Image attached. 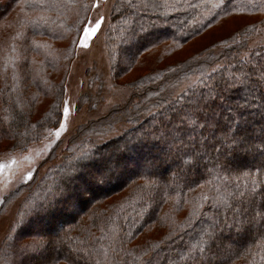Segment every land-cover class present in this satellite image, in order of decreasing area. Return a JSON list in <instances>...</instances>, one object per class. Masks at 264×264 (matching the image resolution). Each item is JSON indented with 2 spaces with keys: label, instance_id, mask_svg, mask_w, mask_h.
I'll list each match as a JSON object with an SVG mask.
<instances>
[{
  "label": "trees",
  "instance_id": "obj_1",
  "mask_svg": "<svg viewBox=\"0 0 264 264\" xmlns=\"http://www.w3.org/2000/svg\"><path fill=\"white\" fill-rule=\"evenodd\" d=\"M88 1L0 0V155L58 127ZM115 9L111 47L127 31L120 56L132 53L112 75L142 58L144 73L125 105L77 129L59 165L4 198L0 214L26 194L3 264H264V44L242 56L247 42L227 33L177 59L229 13L264 16V0H117ZM121 123L120 135L94 140ZM229 127L241 142L221 149ZM53 214L58 233L33 235Z\"/></svg>",
  "mask_w": 264,
  "mask_h": 264
},
{
  "label": "rangeland",
  "instance_id": "obj_2",
  "mask_svg": "<svg viewBox=\"0 0 264 264\" xmlns=\"http://www.w3.org/2000/svg\"><path fill=\"white\" fill-rule=\"evenodd\" d=\"M116 1H88L86 6L88 14L79 27L78 35L74 42L73 57L67 68L61 113L64 102L68 101L69 115L65 118L66 129L62 131L60 138L58 139L54 134L57 127L46 140L29 145L23 152L5 151L0 155V207L4 198L17 187L22 184H28L32 180V178L27 179L29 173L33 176L36 172L38 180H40L48 168L61 163L66 156L65 154H67L66 146L68 140L80 126L104 117L112 108L125 105L132 93V82L143 75L142 57L141 62L135 65L134 70L127 76L118 78L116 71L114 72V77L112 75V68L120 64H126L131 59L132 53L130 52L125 59L123 55L120 56V42L124 41L128 35L127 31L117 38V46L111 47V36L115 33L118 23V20H114ZM238 4L241 3L238 2ZM101 17L103 20L100 28L92 34L91 30L95 27V20ZM254 17L256 16H245L239 12L225 15L214 28L185 45L183 50L178 53L177 59L181 60L193 51L200 52L211 42L222 40V37L226 36L227 33H230V35L224 38L228 40L247 42L248 50L242 56H248L251 50L264 44V16L259 19ZM246 24L247 26H245ZM125 34L126 36L124 37ZM130 37L127 42H130V45H136V40L130 39ZM221 43L217 42L211 46ZM82 44L87 45V47H82ZM125 128L126 126L122 123L117 124L108 134L95 136L94 140L100 142L118 136ZM52 150L55 152L54 159L48 161L47 158ZM25 197L26 194H22L21 197L9 204L0 214V250L5 245L4 242L11 235L16 224L20 221L19 213ZM78 210L75 211V214L78 213ZM52 216L48 218L47 224L44 223L47 226L42 224L39 227L36 226L33 230V235L42 234L43 236L47 235L48 238L54 237L58 230L52 232L51 225L58 223L57 219L59 217L54 214ZM49 221H51L50 227L48 226ZM44 260L45 256L38 259L41 263H44ZM2 261L3 259L0 258V264H3ZM12 263L18 264L16 258H13Z\"/></svg>",
  "mask_w": 264,
  "mask_h": 264
},
{
  "label": "snow or ice",
  "instance_id": "obj_3",
  "mask_svg": "<svg viewBox=\"0 0 264 264\" xmlns=\"http://www.w3.org/2000/svg\"><path fill=\"white\" fill-rule=\"evenodd\" d=\"M102 20H103L102 17L95 20V27L92 28V30H91L92 34H94L96 32V30L100 28ZM81 46L87 47V45H83V44ZM68 115H69V102L65 101L62 113H57V115H56V123L58 124V128L56 129L54 134L58 139L60 138L62 131H64L66 129L65 118ZM221 134L224 137V140L221 141V149H223L225 147V144L228 141H230L234 145H239V143L241 142V138L235 136L232 133V130L230 127L228 129L221 130ZM11 147H16V145H12ZM221 167H223V165ZM31 178H32V174L29 173L27 179H31Z\"/></svg>",
  "mask_w": 264,
  "mask_h": 264
}]
</instances>
